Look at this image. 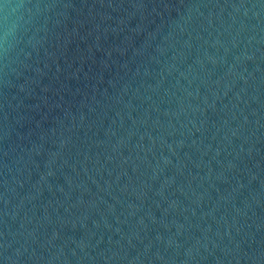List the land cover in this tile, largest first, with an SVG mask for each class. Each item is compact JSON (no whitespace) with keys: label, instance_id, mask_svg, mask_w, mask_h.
Segmentation results:
<instances>
[{"label":"water","instance_id":"obj_1","mask_svg":"<svg viewBox=\"0 0 264 264\" xmlns=\"http://www.w3.org/2000/svg\"><path fill=\"white\" fill-rule=\"evenodd\" d=\"M0 264H264V0H0Z\"/></svg>","mask_w":264,"mask_h":264}]
</instances>
